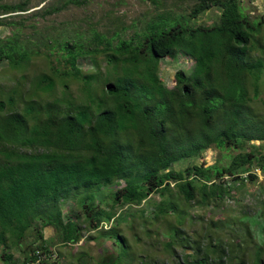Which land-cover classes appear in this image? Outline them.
<instances>
[{
	"label": "trees",
	"instance_id": "trees-1",
	"mask_svg": "<svg viewBox=\"0 0 264 264\" xmlns=\"http://www.w3.org/2000/svg\"><path fill=\"white\" fill-rule=\"evenodd\" d=\"M74 4L80 2L59 0L45 7L43 15ZM213 7L221 11L218 22L193 23ZM28 10L27 1L0 4V16ZM5 25L0 18V27ZM263 29L264 21L251 20L240 0H196L188 16L161 15L142 35L120 38L118 44V36L100 33L94 38L96 46L69 40L56 45V39L37 42L20 30L0 39V62L21 74L13 94L7 100L0 95V243L7 242L8 233L23 238L34 222L46 220L58 229L61 241L78 244L81 226L63 220L60 203L81 192L88 226L98 230L106 214L88 200L103 187L119 183L112 207L142 205L152 194L166 195L173 188L187 203L200 193L205 205L231 195L235 185L227 177L231 182L257 179L252 167L257 163L264 172V153L257 155L253 142H264V115L255 114L251 103L261 99L264 59L251 58L254 52L264 54L259 38ZM51 47L62 51L58 66ZM99 55L106 58L105 73L97 63ZM176 55L191 59L193 67L178 71L170 88L160 75L161 64ZM40 57L51 64L50 71L31 77L28 71ZM75 83L80 84L79 94L72 89ZM130 132L136 141L126 142L124 135ZM212 147L245 152L225 167H172L200 159ZM31 246L23 264L52 261L43 232ZM240 246L228 245L226 255L222 244L208 245L203 258L176 263L209 264L216 257L220 264L227 258L236 259L232 264H248L244 257L232 256ZM43 255L50 258L41 260ZM10 258L5 257L6 264ZM253 262L264 264L263 246Z\"/></svg>",
	"mask_w": 264,
	"mask_h": 264
},
{
	"label": "rangeland",
	"instance_id": "rangeland-1",
	"mask_svg": "<svg viewBox=\"0 0 264 264\" xmlns=\"http://www.w3.org/2000/svg\"><path fill=\"white\" fill-rule=\"evenodd\" d=\"M23 1H27L28 11L0 16L6 23L0 27V39L20 30L24 38L37 42H42V39H56V45L62 40H69L87 44L91 42L96 46L94 38L100 33L109 38L118 36L114 39V44H118L120 38L132 39L142 35L147 25L159 16H188L196 5V0H157L156 3L151 0H78L80 5H70L64 11L44 16L43 9L55 5L59 0H0V4ZM240 2L251 20L264 21V0ZM220 15L221 11L213 7L193 23L211 26L220 20ZM259 38L262 41L261 48H264V29ZM51 50L54 52L53 63L60 65L57 57L62 51L58 47H51ZM259 57L264 59V54L254 52L251 59ZM96 60L105 73V56L99 55ZM85 65L91 70L88 61ZM50 66L43 57L36 58L28 71L29 75L34 77L42 71L49 72ZM192 67L191 59L176 55L163 59L160 75L167 86L173 88L176 73L181 70L189 71ZM20 75L12 71L6 63L0 62L1 100H7L13 94ZM72 89L76 94L81 93L79 83L73 84ZM24 92L28 95L30 88L26 86ZM260 97V100L251 103V108L262 117L264 84ZM124 138L126 142H134L138 137L130 132ZM253 144L257 146L256 149L253 148L257 155L264 153V142L255 141ZM243 152L245 151L240 149L212 147L205 150L200 159H188L172 167L176 170H185L193 164L204 165L206 168L225 167L231 164L235 155ZM252 171L258 175L257 179L246 178L243 182H231L232 177H227L229 185H235L231 195L222 201H210L205 205L202 204L200 193L196 194L195 201L187 203L178 194L177 188H173L172 193L166 192V195L158 192L152 194L142 205L112 207L109 203L114 199L113 194L119 188V183L103 187L94 194L95 199L93 197L88 200L91 205L98 206V213L106 214L98 230H92L88 226L82 198L79 199L85 193L81 192L79 196L60 203L63 220L73 219L81 226L83 239L78 244L64 243L56 227L47 225L46 220H37L23 238L10 233L6 235L7 242L0 243V264H6L5 257L9 256L11 258L8 264L25 263L33 250L31 243L36 241L40 231L53 251L51 259L54 262L48 261L47 264H141L145 260L157 264H175L188 257L203 258L208 245L214 246L217 243L225 247L226 255L230 250L226 248L228 245H241L240 250L235 248L232 256L244 257L248 264H253L255 252L264 247V172L257 168V163L253 165ZM124 184L121 182L120 186ZM174 185L172 183V187ZM164 199L165 202L161 204ZM49 258L41 256V260L46 261ZM43 263L37 261L29 264ZM225 263H236V259L227 258ZM209 264L220 262L212 257Z\"/></svg>",
	"mask_w": 264,
	"mask_h": 264
}]
</instances>
